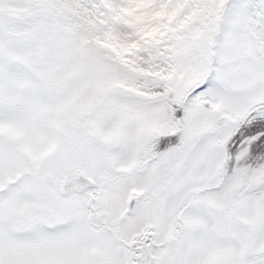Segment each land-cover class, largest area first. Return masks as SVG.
<instances>
[{"label":"snow or ice","instance_id":"1","mask_svg":"<svg viewBox=\"0 0 264 264\" xmlns=\"http://www.w3.org/2000/svg\"><path fill=\"white\" fill-rule=\"evenodd\" d=\"M0 264H264V0H0Z\"/></svg>","mask_w":264,"mask_h":264}]
</instances>
